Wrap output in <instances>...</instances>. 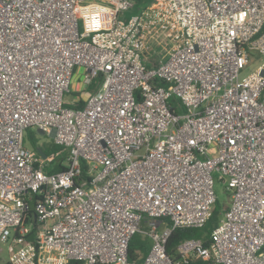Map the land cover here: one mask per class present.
<instances>
[{
    "label": "built area",
    "instance_id": "obj_1",
    "mask_svg": "<svg viewBox=\"0 0 264 264\" xmlns=\"http://www.w3.org/2000/svg\"><path fill=\"white\" fill-rule=\"evenodd\" d=\"M135 1L0 0L7 261L264 264V0H156L121 21ZM160 35L150 67L143 46ZM78 67L96 83L82 107L66 99ZM27 129L67 151L65 169L46 172L54 155L25 147ZM216 184L229 203L209 245L174 259L168 238L205 224ZM137 232L151 246L130 261Z\"/></svg>",
    "mask_w": 264,
    "mask_h": 264
},
{
    "label": "trees",
    "instance_id": "obj_2",
    "mask_svg": "<svg viewBox=\"0 0 264 264\" xmlns=\"http://www.w3.org/2000/svg\"><path fill=\"white\" fill-rule=\"evenodd\" d=\"M140 3L147 2L149 5L153 4L156 0H136ZM135 1V2H136ZM134 2V4H135ZM133 4V6H134ZM148 5V6H149ZM147 7V6H146ZM144 7V8H146ZM143 8V9H144ZM135 16V15H134ZM162 47L160 39H146L143 46V54L146 58V64L150 67H156L163 61V55L158 51ZM166 50L164 47L163 52ZM96 86V83L91 84L88 88L92 90ZM85 100L79 98L76 102L75 107H82ZM68 106L74 107V105L67 104ZM25 139L27 143L32 146V150L38 153L37 149H40L47 157L55 154H59L62 148L59 145L54 144L52 141H40V137L33 129H27L25 132ZM39 154V153H38ZM51 163L53 159L48 160ZM83 169L85 164H82ZM65 169V165L62 162L53 164L46 172H59ZM224 200L219 201L218 198L212 207V212L209 219L201 227H190V228H176L172 231L168 238L166 250L174 259L180 257L181 251L186 246V243L194 244L200 242L204 246H208L210 243V234L214 227L217 225L221 214L228 208L229 194L224 193ZM144 224V223H143ZM151 246V241L148 237L137 232L135 233L128 245V259L130 261L142 260L148 253ZM264 251V246H263ZM203 261L199 258H193L188 264H201ZM0 264H10L7 259L0 257ZM69 264H84L81 260H71Z\"/></svg>",
    "mask_w": 264,
    "mask_h": 264
},
{
    "label": "rangeland",
    "instance_id": "obj_3",
    "mask_svg": "<svg viewBox=\"0 0 264 264\" xmlns=\"http://www.w3.org/2000/svg\"><path fill=\"white\" fill-rule=\"evenodd\" d=\"M148 5H149V3H147V2L143 1L142 3H140L139 1H136L132 8H129L127 10L122 11L118 17L121 21L126 22L129 18L133 17L134 15L136 16L137 14H139L141 12V10H143V8L148 6ZM159 39L161 40L162 47L158 51L161 53V55L166 56V52H167L169 46L165 45V38L163 37V35H160ZM164 47L166 48V50L163 52ZM255 58L258 62L259 60H263L264 56L255 55ZM256 65L257 64H252L250 66L245 67L241 72L242 76L246 75L249 71L254 70ZM83 73H84L83 67H78L75 69V71L71 77V80H70L71 93H69V95L67 96V98H66L67 100H73V99H79V98H82L83 100H85L87 98L90 89L86 86V84L83 83V80H82ZM170 100L172 103L178 105V100L175 99L174 97H172ZM69 107H72V106H69ZM35 130L36 129H34V131ZM38 135L40 137V141L41 140L52 141V139L48 135H40V134H38ZM24 146L27 148H30V149L32 148V146L29 143H27L26 139L24 142ZM66 156H67V151L65 149H63L59 154H55L54 157L52 158L53 161L51 163H48L49 161H47V162L45 161V163H44L45 170L46 169L48 170L53 164L58 163V162H62L63 165H66ZM215 191H216V195L218 197V200L219 201L224 200V197H225L223 194L224 193L223 192L224 187L216 184L215 185ZM185 245L186 246L184 247L182 252L184 250H186L187 248H189V246H190L189 243H186ZM0 249L3 250L2 252H0V257L3 259H7L6 244L0 243Z\"/></svg>",
    "mask_w": 264,
    "mask_h": 264
},
{
    "label": "water",
    "instance_id": "obj_4",
    "mask_svg": "<svg viewBox=\"0 0 264 264\" xmlns=\"http://www.w3.org/2000/svg\"><path fill=\"white\" fill-rule=\"evenodd\" d=\"M37 151L42 158H46V155L44 153H42L40 149H37Z\"/></svg>",
    "mask_w": 264,
    "mask_h": 264
},
{
    "label": "crops",
    "instance_id": "obj_5",
    "mask_svg": "<svg viewBox=\"0 0 264 264\" xmlns=\"http://www.w3.org/2000/svg\"><path fill=\"white\" fill-rule=\"evenodd\" d=\"M38 134L42 135L41 133H38ZM41 141H43V140H41ZM44 141H45V140H44Z\"/></svg>",
    "mask_w": 264,
    "mask_h": 264
}]
</instances>
